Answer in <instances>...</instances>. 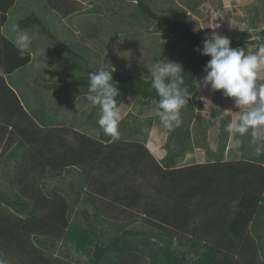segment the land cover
Returning a JSON list of instances; mask_svg holds the SVG:
<instances>
[{
  "label": "trees",
  "instance_id": "1",
  "mask_svg": "<svg viewBox=\"0 0 264 264\" xmlns=\"http://www.w3.org/2000/svg\"><path fill=\"white\" fill-rule=\"evenodd\" d=\"M21 1L0 0V264H75L64 253L66 247L85 257V263L76 264H264L260 226L264 223V137L254 139L255 130L249 128L243 135L234 133L232 147L231 133L226 131L231 116L214 108L212 117L220 118L216 149L210 146L206 115L203 109L196 112L192 103L198 90L194 80H202L210 59L198 51L206 38L172 13L158 12L150 0H136L131 13L134 24L154 23L158 32L178 36L173 46L185 45L184 78L193 92L181 113L183 122L172 127L167 137V155L158 162L146 139L161 122L160 109L156 117L143 122L136 123L130 114L119 123L118 138L105 134L97 123L99 106L89 107L86 101L88 75L99 66L91 65L89 50L81 41L64 43L51 30L55 20L82 14L81 0H37L45 17L30 12L15 25L20 31L37 30L52 38L55 53L63 59L72 56V66L62 72L51 71L48 58H34L32 45L21 56L14 44L16 32L6 36L9 16ZM98 1L93 4L99 21L113 15L115 37L119 27L114 6ZM100 24L98 31L82 40L99 38L104 29ZM128 24V30L135 29ZM256 33L253 37L244 32L230 40L231 46L257 51L264 42V29ZM36 61L44 63L39 70L43 82L50 72L60 76L42 86L49 93L46 102L53 101L49 110L37 96H26L23 86V93L17 91L16 79ZM106 68L114 71L118 82L119 108L129 98H136L140 107L157 106L152 78ZM79 91L85 95L81 104L86 117L83 122L75 115L65 119L60 114L62 104L65 99L76 100ZM196 120L198 130L193 132ZM196 149L203 151L204 160L179 166L178 160ZM13 161L16 165L10 168ZM146 185L152 189L149 194ZM77 205L93 210L91 215L84 209V225L74 219ZM135 224L136 228H129Z\"/></svg>",
  "mask_w": 264,
  "mask_h": 264
},
{
  "label": "rangeland",
  "instance_id": "2",
  "mask_svg": "<svg viewBox=\"0 0 264 264\" xmlns=\"http://www.w3.org/2000/svg\"><path fill=\"white\" fill-rule=\"evenodd\" d=\"M94 1H96V4H99L100 2L98 0ZM102 1H105L103 3L108 4L109 6H114L113 8L115 9L116 14L114 15L115 18H117L118 15L119 19H125L122 23L118 20V18L115 21L119 27V31L115 37V33H113L111 29V25L114 21L112 19L113 15H110V17L107 18L103 17L102 21H99L100 18H98L96 14L97 9L94 8L93 0H81L78 7L83 13L75 16L74 18H62V20L55 21L51 20L56 23V27L51 29L55 37H59L60 41L67 44H73L76 40L81 41L83 46L89 50L88 58L90 59L91 65L94 67L99 66V69L106 67L113 69L121 68L120 70H125L127 73L137 74L144 79H150V69L158 59L162 60L167 58L171 61L178 62L183 66V59L187 54L186 47L185 45H182L180 48L173 46L175 42L179 41L176 34L169 31L158 32L156 30V24L146 22L147 24L145 25V22H142V20H140V22L143 23L142 28L139 27L141 26L138 24L140 22L134 24L135 18L131 17V13L135 12L136 0ZM150 4H152L153 8L158 10L160 13H172L171 16L174 18L176 17L189 23L201 37L207 39H211V33L213 31L227 36L231 40L240 38L244 32H249L253 37H255L258 30L264 29V0H150ZM21 5V7L18 5L16 9L11 12L8 22L4 28V32L8 38L12 37L11 32L13 31V26L16 25L17 21L25 17V15L30 14V12H36L41 17H45L41 8L38 7L37 0H22ZM191 7H195V9H192ZM232 15L236 17L240 16L244 22L234 20ZM47 18L49 20L50 17ZM100 22H102L104 29L101 30L99 38H87L82 40L86 34L88 35L92 34L93 31H98L99 26H101ZM128 22L134 24L133 28L137 30H128V28H131ZM83 26L85 29L81 30ZM137 26L138 28H136ZM109 27L111 31L109 30ZM32 32L33 33L29 32L28 34L31 38V45L37 50V54H35L36 50L33 54L34 58H38L39 56H42L43 59L48 58V62H51V65H53L50 69L51 71L57 70L62 72L64 69H68L67 65L70 67L72 66V62H74L71 59L72 56H64L63 59L60 54L55 53L54 44H56V42H54L52 38H49L47 35L39 34L37 30ZM72 32L75 33V36H73ZM113 37L115 39H113ZM83 48H80V55H83L85 59V51ZM244 51L246 54L257 52L251 46L246 47ZM42 64H44L43 61L34 62L33 66L22 71L23 74L18 77L15 82L20 85V88L17 89L20 94L23 93L24 90L26 92V96H37L38 98L36 99H38L39 102H42L43 106H46L49 110V106L53 103L52 100L56 99V95H53L52 100L50 99V101H52L51 103L46 102L48 100L47 98L49 93L44 91L42 86L48 85L51 81L58 80L60 76L55 74V72H50L45 76L47 81L43 82L40 77L41 67L43 66ZM81 66L85 67L86 64L81 62ZM77 69L78 68L74 70ZM206 75L207 72L205 71L203 77ZM257 83L264 84V65L261 66L258 73ZM21 88L23 90H21ZM39 95H42L43 98ZM84 97L85 95L80 92L76 100L65 99L64 104H62V111L60 114H64L65 119L75 115L83 122L86 117L83 113L86 112V109L84 108L85 106L82 105L85 103L81 100V98ZM192 103L196 112L203 109L202 113H205L206 115L205 125H209L210 127V130H208V138L209 144L213 149H216L217 140L215 135L217 133L220 118L215 119L212 117L214 108L224 110L225 114H229V116H231V120L237 119L241 112L247 110V108L243 106L240 109L237 108L234 105L232 98L224 96L222 91L212 90L210 84L204 86L201 83L198 86V90ZM185 109L186 107L181 110V113ZM50 110L52 111V108H50ZM130 114L136 117V123L156 117L158 114L156 103H152L149 107H140V105L136 102V98L126 99L120 106V122L125 121ZM181 122H183L182 119ZM197 125L198 123L196 120L191 127L193 132L198 130ZM171 129L172 127L167 128L162 122L157 123V125L155 124V127L151 129L146 139L147 147L158 162H161L167 155V151L164 146ZM253 129L255 130L253 132L254 139L264 137V128L257 127ZM230 136V144L233 147L235 139L233 135ZM201 160H204L203 151L201 149H196L194 153H189L183 160H178V163L179 166H183L189 163H198L201 162ZM15 165L16 162L13 161L9 167L12 168ZM145 189H148L146 191L147 194H149V191L152 190L148 185L145 186ZM84 209L88 210L89 213L93 215V210L89 205H77L74 211V219L83 225L86 224L82 215ZM91 220L94 221L92 217ZM132 227L136 228L137 225L135 224L129 228ZM104 228L107 227L104 226ZM113 231L114 228H109V232ZM63 250L65 254H69V258L72 259L75 264L78 262H86L85 257L81 254H77L73 249L66 247Z\"/></svg>",
  "mask_w": 264,
  "mask_h": 264
},
{
  "label": "clouds",
  "instance_id": "3",
  "mask_svg": "<svg viewBox=\"0 0 264 264\" xmlns=\"http://www.w3.org/2000/svg\"><path fill=\"white\" fill-rule=\"evenodd\" d=\"M13 31L17 33L14 44L23 56L30 51L31 38L15 25ZM198 51L210 59L205 68L207 75L200 81L194 80L195 87L201 83L204 86L210 84L212 90L222 91L224 96L232 98L237 108H247L227 124L226 131L243 135L249 128H264V84L257 83L258 73L264 65V42L258 45L257 52L246 54L243 48L232 47L227 36L213 31L211 39H204L203 47ZM113 72L102 68L89 73L86 101L89 107L99 106L97 123L103 132L118 138L121 116L116 98L120 92ZM150 72L151 89L159 97L157 107L161 122L167 128L179 126L181 110L193 95L185 83L183 66L167 58L158 59Z\"/></svg>",
  "mask_w": 264,
  "mask_h": 264
},
{
  "label": "crops",
  "instance_id": "4",
  "mask_svg": "<svg viewBox=\"0 0 264 264\" xmlns=\"http://www.w3.org/2000/svg\"><path fill=\"white\" fill-rule=\"evenodd\" d=\"M23 5H24V2H23ZM20 7L22 6L21 4L19 5ZM56 15L54 14V16L53 17H55ZM230 135H233V137H234V134H230ZM231 137V136H230ZM230 142H231V138H230ZM229 146H231L230 144H229ZM190 164V163H189ZM262 196L264 197V191H263V194H262ZM260 226H261V228H264V223H262V225L260 224Z\"/></svg>",
  "mask_w": 264,
  "mask_h": 264
}]
</instances>
